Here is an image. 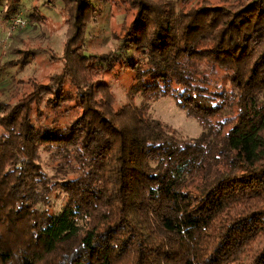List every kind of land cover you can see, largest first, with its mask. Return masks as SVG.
Here are the masks:
<instances>
[{
  "label": "trees",
  "instance_id": "obj_1",
  "mask_svg": "<svg viewBox=\"0 0 264 264\" xmlns=\"http://www.w3.org/2000/svg\"><path fill=\"white\" fill-rule=\"evenodd\" d=\"M56 1L61 70L0 89V264H264V0H119L141 53L122 105L104 81L122 55H86L101 12ZM162 97L197 137L154 117Z\"/></svg>",
  "mask_w": 264,
  "mask_h": 264
},
{
  "label": "rangeland",
  "instance_id": "obj_2",
  "mask_svg": "<svg viewBox=\"0 0 264 264\" xmlns=\"http://www.w3.org/2000/svg\"><path fill=\"white\" fill-rule=\"evenodd\" d=\"M45 1L19 0L21 9H16V13L29 23L25 27L10 31V21L5 20L4 10L13 1L0 0V69H5L1 75L0 89L4 91V95L10 91L14 93L16 97L13 100L19 99L22 92L30 91L31 84L37 78L42 82H49L51 76L60 71L63 65L61 54L67 32L62 18L63 4L61 1L52 4ZM92 2L101 15L88 25L85 38L86 55H122L104 74V81L111 85L117 95L118 105H122L129 102V94L133 91L137 76L136 68L126 62L141 60L140 51H126L122 41L136 11L121 4L119 0H112L109 4L96 0ZM25 59L28 62L22 63ZM145 82L148 83L149 80L145 79ZM136 100L141 104L142 97L138 95ZM149 103L154 117L174 127L179 137L192 138L200 134L202 128L199 122L177 106L174 99L162 97ZM46 158L45 154L44 159L47 160ZM61 206L62 200L58 199V212Z\"/></svg>",
  "mask_w": 264,
  "mask_h": 264
},
{
  "label": "built area",
  "instance_id": "obj_3",
  "mask_svg": "<svg viewBox=\"0 0 264 264\" xmlns=\"http://www.w3.org/2000/svg\"><path fill=\"white\" fill-rule=\"evenodd\" d=\"M29 21L21 17L20 15L14 17L10 21V31H14L17 28L25 27ZM12 29V30H11Z\"/></svg>",
  "mask_w": 264,
  "mask_h": 264
}]
</instances>
